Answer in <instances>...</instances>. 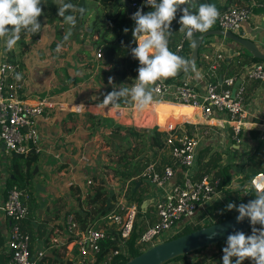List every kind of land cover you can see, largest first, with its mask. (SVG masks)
Masks as SVG:
<instances>
[{"label": "crops", "instance_id": "1", "mask_svg": "<svg viewBox=\"0 0 264 264\" xmlns=\"http://www.w3.org/2000/svg\"><path fill=\"white\" fill-rule=\"evenodd\" d=\"M211 1L217 4L224 3V0ZM248 8L251 16L243 23L240 31L244 37L255 43L260 53L264 54V6L256 0H249ZM47 28L49 31H46ZM37 37H39L38 42H35L34 39H31L32 41L25 40V51L17 59H20L18 63L21 70L19 72L24 80L18 96L47 99L44 114L37 120L36 129L41 141L40 149L35 154L36 170L28 178L29 189L23 188L27 193L25 199L27 209L28 204L35 206L29 208L27 217L23 221V227H30L34 231L40 221L46 220L44 223L46 229L51 230L52 226L57 227V224L60 223L62 227L57 228L63 231L64 225L61 223V218L65 215V211L72 208L77 209L75 200L77 194L72 193L70 185H75L79 190L80 198H83V194L88 188L85 179L89 175H96L102 179V185L111 191L110 199L112 198L113 192L119 186V181L115 177L106 175L101 169V165L107 161V153L110 150V144L106 143V139L112 134L111 127L117 124L127 125L115 115L130 122H138L137 119L146 114V118L141 123L144 126L148 121L150 122L145 128H151L150 125L153 124L148 132L152 129L157 132L162 131L168 124H181L186 132L196 133L200 138L197 161L206 159L212 153H217L219 156L217 168L225 166L223 172H233L220 184L215 195L197 207L191 219L192 224L214 222L227 210L226 206L229 203L238 202L246 192L244 187L246 185L243 186V183L247 179L242 178L240 169L248 165L257 147L259 131L263 127L264 82L247 78L244 66L231 70L232 66L239 63L241 59L239 57L240 49L234 42L217 35L207 36L204 43L200 44L198 48L200 53L194 63L196 71L193 72L190 67L188 71L176 78L188 80L195 86L198 94L208 81L214 82L218 89L225 88L223 80L227 78L232 79L230 86L232 91L238 85L242 86L241 104L244 113L239 133L235 137L231 129L232 123L224 113H212L204 118L199 108L178 104L167 99L155 101L143 111L137 110L134 105L132 107L131 105L129 107L121 105L119 109L99 107L98 99H91L92 94H90L91 90L88 86H83L78 81L76 83L69 81L70 84H68L63 73H69V64L63 63L64 61L54 52L59 43L54 48L49 47L50 27L44 25ZM93 37L94 40L97 38L95 35ZM90 40L84 41L80 50L94 58V41ZM28 44L29 50H26ZM186 44L187 42L184 44V48ZM217 46H220L221 49L217 50ZM170 50L172 51V45H170ZM217 52L221 53V58L214 56ZM204 54H208L211 60L205 59ZM79 55L73 51L71 54L67 53L66 58L68 60L71 56L72 62L75 63V60L81 56ZM25 59H30L31 63L28 64ZM97 60L94 58L93 64L96 71L98 68L100 71H111L108 66L100 67ZM257 62L261 63L264 68V60ZM211 65L213 68L210 67ZM75 71L76 67L72 69L71 76L69 75L71 81L75 76L73 75ZM128 111L133 112V115L131 116ZM148 114L151 115L150 118ZM122 132L119 130L118 139L123 136ZM152 147L147 151L148 156H150ZM52 155H57V157ZM163 160L166 161L164 157L161 161ZM257 161L263 166L264 154L262 157H257ZM2 174L0 175V202L5 198ZM218 178L221 181L222 178ZM70 181H73V184ZM142 182L147 187L144 199H151V202L143 212L140 210L141 214L137 215L138 229H142L145 222L154 220L152 203L159 193L158 190L153 192L145 180L142 179ZM78 211L80 212V210ZM76 212L72 211L68 214L72 215L77 228L82 230L86 224L80 221ZM140 220L142 222H139ZM7 227L8 221L0 213V237L2 239L6 234ZM246 234L251 235V230ZM42 241L35 236L30 243L31 247L36 248ZM69 246L71 247V245ZM225 246L226 243L219 246H208L198 252L187 254L184 261L181 260L179 263L170 261L164 264H223L222 249ZM68 252L64 247H58L49 251L47 255H54L55 264H63L61 262L66 259L65 256ZM72 253H75L73 248ZM69 264H71L70 261ZM243 264H252V262L245 260Z\"/></svg>", "mask_w": 264, "mask_h": 264}, {"label": "built area", "instance_id": "2", "mask_svg": "<svg viewBox=\"0 0 264 264\" xmlns=\"http://www.w3.org/2000/svg\"><path fill=\"white\" fill-rule=\"evenodd\" d=\"M219 13L216 21L218 29L232 33H237L251 16L247 7L228 6ZM34 41L38 42L39 37L36 36ZM186 42L189 40L180 32L178 40L172 44V51L182 57ZM61 45V49L68 47L66 43ZM216 49L219 50L221 47L217 46ZM93 56L95 59L101 58V51L94 47ZM214 56L221 58L222 55L217 52ZM204 58L211 60L208 54H204ZM136 67H139L138 60ZM210 67L213 68V65ZM244 67L247 78L264 82V68L261 63L254 62ZM137 68L135 78L138 75ZM20 70L17 61L0 60L2 155H26L31 149L36 154L40 149L41 138L36 129L37 120L44 114L47 99L18 96L24 83L21 75V79L16 78ZM223 82L225 88L218 89L214 82L208 81L198 94L195 86L186 79L165 80L155 86L154 100L167 99L199 108L204 118L212 113H224L232 123L231 129L235 137L239 133L244 113L241 104L243 87L238 85L232 91L230 89L232 79L227 78ZM133 84L134 80L131 87ZM158 132L159 144L152 147L150 151L152 158L139 174L141 179L151 186L153 192L159 191L152 203L153 221L145 222L142 229L137 228V205L134 202H127L125 197L129 181L118 180L119 186L113 192L106 212L96 221L99 222L98 227L89 224L79 230L72 215L65 214L61 218L64 230L60 231L56 226H52L46 241L32 248L29 234L22 229L23 221L28 214L25 204L27 193L24 189L10 186L4 189L5 198L0 202V213L8 221L1 248V252L7 256V264H42L41 257L58 247H64L69 251L65 257L71 264H114L120 257L128 254L130 241L134 248L143 245L147 248L165 240L161 239L163 234L169 239L181 232L185 225H194L191 219L197 207L216 194L220 180L210 173L194 178L200 144V138L196 133L186 132L181 124H168ZM259 139L264 142V123L259 131ZM162 157L166 161H161ZM89 177L90 175L85 179L86 185L91 183ZM262 179L264 172L256 174L250 179L245 190L250 188L254 190L253 185ZM70 182L73 184V181ZM134 233L135 235H132Z\"/></svg>", "mask_w": 264, "mask_h": 264}, {"label": "trees", "instance_id": "3", "mask_svg": "<svg viewBox=\"0 0 264 264\" xmlns=\"http://www.w3.org/2000/svg\"><path fill=\"white\" fill-rule=\"evenodd\" d=\"M85 0H70L71 3L79 6ZM91 3L90 6L95 11H99L100 16L98 18L91 19V22L87 25L85 22V16L87 10L83 16L79 13H75L76 15V24L75 27L72 28V35L70 37L71 41H74L83 31H86L89 40L93 35H96L97 30L99 28H106L107 34L102 33L98 34L97 38L94 40V47L98 48L101 51V58L97 60V64L101 67L108 66L111 72L116 76V82L120 83L122 87H128L133 82L136 76V65L137 60L131 56L129 45L131 47H135V43H133L132 38V29L135 27V22L131 19L132 14H134L138 9H143L146 13L151 11L152 9L145 6L144 0H127L128 4L131 7L130 12L128 13L127 7L120 3V0H87ZM259 4L264 6V0H256ZM200 3H209L215 5L218 11L228 7V6H236V7H249V0H224V3L217 4L213 3L211 0H197V6ZM43 15L39 17V21L42 24V28L44 25H48L51 30V38L49 47L54 48L57 43H64L66 41L63 40L64 34L66 30L70 27L66 25L62 18L58 16V6L53 0H45V3H42ZM183 7V6H181ZM89 9V8H88ZM193 13L196 12V9H192ZM182 15V12L178 11L176 15V19H179ZM174 20V21H175ZM173 21V22H174ZM128 28L129 31L127 34L124 33L123 29ZM180 24L179 21L172 27V34L169 37L168 47L170 49V45L176 42L179 32ZM216 23L210 29H217ZM63 29H65L63 31ZM209 29V30H210ZM40 33L36 35H25L21 34V39L18 41V44L22 45L25 43V40L34 39ZM110 34L111 38H107V35ZM205 38L201 41L203 44ZM190 41L187 42L184 48L183 58L185 59L190 52ZM200 51L198 50V55ZM240 62L236 65L232 66L231 70H235L236 68H240L242 66H247L251 63L257 62L259 60L251 58L247 53L240 49L239 54ZM10 62H13L10 60ZM20 66V65H19ZM64 71V70H63ZM102 72H105L102 70ZM65 79L71 81V77L67 73H63ZM175 78L170 79L173 81ZM217 82V81H216ZM112 91V90H111ZM126 107L131 105V102L128 104H121ZM119 130L123 131V136L120 137L119 140H125L124 148L121 150L115 151L116 160L112 161V157L108 158L106 163L101 165L102 172L111 177H115L118 180L124 182L129 181V186L126 190L125 197L127 202H134L137 205L138 212L137 215L141 214L140 212V203L144 200L147 187L142 182L139 174L144 169L145 165L150 161L152 157L147 155V151L150 147L158 145L160 140V133L153 130V133L149 134L148 130H140L137 131L133 129V127H126L122 125H115L111 127V133L115 134L117 137ZM118 138V137H117ZM264 154V142L260 139H257V147L255 148L253 155L250 158V161L246 167H241L240 173H242V178L247 179V183H243L244 185H248V181L258 173L264 172V165L260 164L257 161V157H262ZM16 160H11L9 162V169L7 172V177L3 180V189L9 188L10 186H16L18 188L29 189L30 183L28 178L31 176L32 169L35 166V152L31 149L28 154L20 155V154H12ZM108 156H110L108 154ZM13 157V158H14ZM219 156L217 153H212L206 159H198L196 163V171L194 173V178H199L203 174L210 173L213 177H221L220 184L227 179V176L232 174L231 171H225L224 167H218ZM230 172V173H229ZM3 177V175H2ZM91 183L88 184L87 191L83 194V198L79 196V190L75 185H70L71 191L74 194L76 200L77 209L66 210L65 214L70 213L72 211H77L76 215L80 219V221L86 225L93 224L95 227L99 226V222L96 221L99 217L106 212L104 209L106 198L109 196V189L102 185L103 180L100 179L96 175H91L90 177ZM220 180V179H219ZM137 181L140 183L137 185ZM244 186V187H246ZM254 197V190L247 189V191L242 195L238 202L234 203L237 206L241 203H248ZM35 206L34 204H28L29 208ZM80 210L83 213L78 211ZM30 212V211H29ZM237 211L233 209L232 211L225 210L214 222H218L224 220L234 214ZM46 220L40 221L38 227L33 231L30 227H23L22 229L26 231L30 236V241L34 239L36 236L41 240L46 241L50 229H46L45 223ZM95 222V223H93ZM207 225V223L203 224H195V225H185L181 232L177 235L192 231L196 228ZM187 226V227H186ZM258 226V225H257ZM58 228H61L62 225L60 223L57 224ZM251 230L249 228L244 233H248ZM35 234V235H34ZM43 235V236H42ZM132 235H135L132 234ZM175 235V236H177ZM173 236V237H175ZM2 238L0 237V252L2 248ZM225 241L214 244V246H219ZM212 246V245H211ZM206 248V247H205ZM204 249V248H203ZM202 250V249H201ZM200 250H196L194 252H198ZM141 251L138 248H134L132 246V241L129 243L128 254L125 257H120L114 264H122L127 259L137 255ZM193 253V252H192ZM51 254V253H50ZM190 254V253H189ZM186 255L179 256L173 261L182 260L184 261ZM54 255H44L41 257L40 262L42 264H55L56 261L53 259ZM68 259H64L61 263L69 264ZM0 264H7V256L4 253H0ZM185 264V263H184Z\"/></svg>", "mask_w": 264, "mask_h": 264}, {"label": "clouds", "instance_id": "4", "mask_svg": "<svg viewBox=\"0 0 264 264\" xmlns=\"http://www.w3.org/2000/svg\"><path fill=\"white\" fill-rule=\"evenodd\" d=\"M42 3L45 0H0V41H3L6 51L11 52L16 47L22 33L32 36L41 33L42 24L38 18L43 15ZM144 3L152 10L145 13L141 8L131 16L135 22L132 42L136 46L129 45V49L131 56L139 61L138 75L131 88L112 87L99 104L103 109H119L122 103L131 102L137 110L143 111L155 102L153 92L158 83L176 77L180 71L189 70L190 61L168 47L171 24L178 11L182 12L179 32L189 41L193 40L194 33H205L213 27L220 15L215 5L200 3L197 6V0H144ZM56 5L58 16L70 26L63 37L64 41H68L76 24L75 13L83 16L85 9L70 0H57ZM194 8L195 13L192 11ZM123 31L127 34L129 29ZM61 47L57 45L56 50L59 52ZM191 70L196 71L194 64H191ZM16 78L21 79L20 74H16ZM112 83L113 78L110 77L109 84ZM253 187L256 192L254 199L238 206L234 203L226 206L228 211L235 209L238 212V223L245 218L249 220L251 235L243 231L228 235L226 246L222 249L223 264H243L245 260H250L252 264H264V181ZM257 225L260 227L257 228Z\"/></svg>", "mask_w": 264, "mask_h": 264}, {"label": "water", "instance_id": "5", "mask_svg": "<svg viewBox=\"0 0 264 264\" xmlns=\"http://www.w3.org/2000/svg\"><path fill=\"white\" fill-rule=\"evenodd\" d=\"M120 3H123L127 7L129 13L131 7L128 4L127 0H120ZM178 21L179 19L172 22L171 29ZM212 35H217L234 42L239 47V49L247 53L253 59L260 61L264 60V54L260 53L256 48L255 43L251 39L244 37L240 30L237 33H232L228 30L217 28L210 29L205 33H198L193 36V40L190 41V52L186 58V60L190 61L189 69L191 67V64H194L198 58V48L201 44V41L207 36ZM184 72L186 71L178 72L176 77L180 76ZM170 79L172 78L167 79V81H169ZM151 133H153V130H149V134ZM35 170L36 166L33 167L32 173H34ZM138 182L139 181H137L136 184H138ZM110 196L111 191H109V196L105 201V210L109 206ZM255 196L256 192L254 191V197L252 199H254ZM150 202L151 199H144L140 203V210L143 212ZM237 216L238 212L224 220L212 222L192 231L156 242L141 250V252L137 255L127 259L122 264H164L179 256L189 254L196 250H201L205 247L225 241L227 240L229 234H234L236 231L245 232L246 230L251 228L250 222L247 218H245L243 222L238 223L236 220Z\"/></svg>", "mask_w": 264, "mask_h": 264}, {"label": "rangeland", "instance_id": "6", "mask_svg": "<svg viewBox=\"0 0 264 264\" xmlns=\"http://www.w3.org/2000/svg\"><path fill=\"white\" fill-rule=\"evenodd\" d=\"M55 3H57V0H53ZM91 2L85 0L82 2V4H80L78 7H82L84 9L87 10V14L85 16V22L88 25L91 22V19L93 18H98L100 16L99 11H95L93 8H91L90 4ZM89 8V9H88ZM65 29H63L64 31ZM46 31H49V28H47ZM87 29L85 31H83L74 41H71V39H69L68 41L64 42L67 44V49H61L59 52L55 49V53L57 57H60L64 62L63 63H68L69 67V73L68 75L71 76L72 74V69L76 67V71L74 72L73 75H75L72 79V81L70 82H74L76 83L77 81L79 83H81L83 86H88L90 91V94H92V98L91 99H98V102H101L104 99L105 94L111 92L112 87H122L120 86V83L118 84V82H116V76L114 74H112L111 71L106 70V72H102L99 70L96 71L93 68V64H94V58H91L88 54L83 53V50H80L82 48V45L84 43V41H87L88 35L86 33ZM98 34H102V33H106L107 34V29L106 28H99L97 30ZM96 33L95 36H98V34ZM107 38H111V35L108 34ZM32 41V40H29ZM90 41H94V37L92 36ZM62 43H59L58 45H61ZM26 43H23L22 45L18 44L16 45V47L11 51L8 52L5 50V46L3 41H0V60H6V61H17L19 62L18 57L19 55H21L25 50ZM29 44L26 48V50H29ZM73 51H76L77 53H79L80 57L78 59L75 60V63L72 62V58L71 56L69 57V59L67 60L66 58V54H71ZM33 58V55H32ZM35 58V56H34ZM36 61V59H34ZM263 61V60H262ZM25 62H27L28 64L31 63L30 59H25ZM71 73V74H70ZM113 78V83L109 84V78ZM70 82L68 81V84H70ZM51 86V85H50ZM129 88H131V84L129 86ZM132 103H131V107H132ZM130 113V115H133V112L131 113L130 111H128ZM112 115V114H111ZM146 114L140 116V118L137 119L138 122L134 121V122H130L124 118H121L120 116H116V118L120 119L121 121L125 122L127 125H125L126 127H133V129L140 131V130H148L151 129L153 127V124L150 125L151 128H145L148 127V125L150 124V122L148 121L147 124L141 123L143 122V119L146 118ZM151 116V115H150ZM149 114L148 117L150 118ZM143 117V118H141ZM135 124V125H133ZM137 124V125H136ZM154 130V129H152ZM123 134V132H122ZM115 134H111L108 139H106V143L110 144V150L108 151L107 155L109 154L110 156H108V158L112 157V161L116 160V155L114 154L115 151L121 150L122 148L125 147V145H127V143L125 144V140H119L117 137L114 136ZM14 156L11 155H2L0 152V175L1 173H3V177L2 179L4 180L7 177V172L9 169V162L13 159L16 160V158ZM107 158V159H108ZM139 222H142V220H140ZM187 227V226H186ZM168 237V236H167ZM166 236H164V234L161 236V239H166ZM3 241V239H2ZM146 248V246H141L140 248H138V250H142ZM173 261V260H170ZM168 261V262H170ZM181 260L178 261H174V262H180ZM166 262V263H168Z\"/></svg>", "mask_w": 264, "mask_h": 264}]
</instances>
